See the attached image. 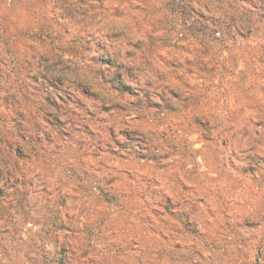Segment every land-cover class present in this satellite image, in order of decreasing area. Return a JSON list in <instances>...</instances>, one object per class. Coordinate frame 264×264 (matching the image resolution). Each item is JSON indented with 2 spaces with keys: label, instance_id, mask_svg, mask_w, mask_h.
Listing matches in <instances>:
<instances>
[{
  "label": "rangeland",
  "instance_id": "rangeland-1",
  "mask_svg": "<svg viewBox=\"0 0 264 264\" xmlns=\"http://www.w3.org/2000/svg\"><path fill=\"white\" fill-rule=\"evenodd\" d=\"M0 124V264H264V0H0Z\"/></svg>",
  "mask_w": 264,
  "mask_h": 264
},
{
  "label": "crops",
  "instance_id": "crops-1",
  "mask_svg": "<svg viewBox=\"0 0 264 264\" xmlns=\"http://www.w3.org/2000/svg\"><path fill=\"white\" fill-rule=\"evenodd\" d=\"M3 123V122H1ZM5 127V129H4ZM12 126L11 125H8L7 126H4L2 124H0V138L2 137V135L4 133H12L14 136L16 133L13 132V130H11ZM252 221H256L257 223L260 222V220L256 219L254 216L251 217ZM262 224V223H261ZM264 227L262 226H258L257 228H253V229H250V228H246V229H243L241 228L240 231L242 232L243 235H245L244 237H249L250 238V241H252V237H255L256 235H260V234H263L264 231H263ZM256 249V245H254L253 247H249V250L250 252L252 253L253 252V249ZM256 252V250H255ZM228 264H255L254 262V259L253 257H251L250 259L246 260V259H241V260H238V261H235L233 263H228Z\"/></svg>",
  "mask_w": 264,
  "mask_h": 264
}]
</instances>
